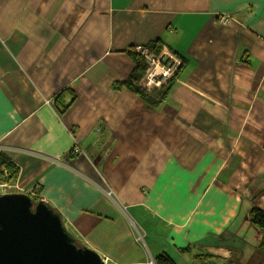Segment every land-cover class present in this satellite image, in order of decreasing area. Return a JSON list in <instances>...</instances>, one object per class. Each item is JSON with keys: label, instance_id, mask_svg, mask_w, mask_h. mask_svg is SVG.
Segmentation results:
<instances>
[{"label": "crops", "instance_id": "1", "mask_svg": "<svg viewBox=\"0 0 264 264\" xmlns=\"http://www.w3.org/2000/svg\"><path fill=\"white\" fill-rule=\"evenodd\" d=\"M135 45L180 61L155 108ZM0 153L105 264H264V0H0Z\"/></svg>", "mask_w": 264, "mask_h": 264}, {"label": "water", "instance_id": "2", "mask_svg": "<svg viewBox=\"0 0 264 264\" xmlns=\"http://www.w3.org/2000/svg\"><path fill=\"white\" fill-rule=\"evenodd\" d=\"M0 264H105L78 244L61 215L23 192L0 194Z\"/></svg>", "mask_w": 264, "mask_h": 264}, {"label": "trees", "instance_id": "3", "mask_svg": "<svg viewBox=\"0 0 264 264\" xmlns=\"http://www.w3.org/2000/svg\"><path fill=\"white\" fill-rule=\"evenodd\" d=\"M127 54L134 61V66L129 74L128 78L122 82L129 90L136 93L146 104L148 108H155L158 106L161 100L165 99L169 89L172 86L173 79L169 80L166 84L161 86L158 89H153L150 91L145 90L140 85H138L139 79L145 73L146 65L142 58L136 57L135 54L128 52ZM0 175L4 177L8 182H15L18 175V167L7 159L4 155L0 153ZM31 197L34 202L39 200L38 191H35L34 194H31ZM249 219L256 226L259 233L261 234L260 238V247H264V213L257 208H252L249 211ZM78 243V242H77ZM80 244V243H78ZM155 264H175L172 258L166 253H160L154 258Z\"/></svg>", "mask_w": 264, "mask_h": 264}, {"label": "built area", "instance_id": "4", "mask_svg": "<svg viewBox=\"0 0 264 264\" xmlns=\"http://www.w3.org/2000/svg\"><path fill=\"white\" fill-rule=\"evenodd\" d=\"M222 19L227 20V17L223 16ZM126 52L134 53L136 57L143 59L146 69L140 85L147 91L160 88L169 80L173 79L180 64L179 59L172 54L162 51L158 55L150 47L135 45L130 47ZM70 150L73 153L81 152V144L73 140ZM107 193L109 195L111 194L110 192Z\"/></svg>", "mask_w": 264, "mask_h": 264}, {"label": "rangeland", "instance_id": "5", "mask_svg": "<svg viewBox=\"0 0 264 264\" xmlns=\"http://www.w3.org/2000/svg\"><path fill=\"white\" fill-rule=\"evenodd\" d=\"M82 149V148H81ZM82 152V150H81ZM80 153V152H79ZM78 154V153H77ZM3 176V175H2ZM0 175V194H4V193H13V192H20V189L18 188V186L15 184V182H8L7 180L4 179V177H2ZM36 191V190H35ZM34 191V193H35ZM31 196V195H30ZM39 196V193H38ZM76 238V237H75ZM76 241L78 243H80L81 245H83L78 239H76ZM145 248V247H144ZM145 253H147V250L145 249ZM151 262V261H150ZM194 264V263H193Z\"/></svg>", "mask_w": 264, "mask_h": 264}]
</instances>
